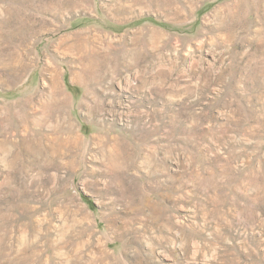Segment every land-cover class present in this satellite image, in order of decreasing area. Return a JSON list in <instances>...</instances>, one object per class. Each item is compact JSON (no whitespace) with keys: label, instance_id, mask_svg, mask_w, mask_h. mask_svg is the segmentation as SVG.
I'll list each match as a JSON object with an SVG mask.
<instances>
[{"label":"rangeland","instance_id":"obj_1","mask_svg":"<svg viewBox=\"0 0 264 264\" xmlns=\"http://www.w3.org/2000/svg\"><path fill=\"white\" fill-rule=\"evenodd\" d=\"M0 264H264V0H0Z\"/></svg>","mask_w":264,"mask_h":264}]
</instances>
